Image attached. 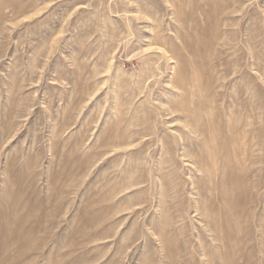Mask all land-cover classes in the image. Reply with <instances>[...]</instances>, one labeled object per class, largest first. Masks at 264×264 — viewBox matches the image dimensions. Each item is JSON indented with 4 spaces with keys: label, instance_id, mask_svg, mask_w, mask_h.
I'll use <instances>...</instances> for the list:
<instances>
[{
    "label": "rangeland",
    "instance_id": "rangeland-1",
    "mask_svg": "<svg viewBox=\"0 0 264 264\" xmlns=\"http://www.w3.org/2000/svg\"><path fill=\"white\" fill-rule=\"evenodd\" d=\"M0 264H264V0H0Z\"/></svg>",
    "mask_w": 264,
    "mask_h": 264
},
{
    "label": "bare ground",
    "instance_id": "bare-ground-1",
    "mask_svg": "<svg viewBox=\"0 0 264 264\" xmlns=\"http://www.w3.org/2000/svg\"><path fill=\"white\" fill-rule=\"evenodd\" d=\"M187 100V99H186ZM210 101V100H209ZM230 121V120H229ZM194 129V128H193ZM202 135V134H201ZM240 140V139H239ZM244 140V139H243ZM208 142V141H207ZM213 145V144H212ZM244 150V149H243ZM209 154V153H208ZM232 158V157H231ZM218 166V165H217ZM215 172V171H214ZM234 190V189H233ZM224 197V196H223ZM223 202V201H222ZM220 231V230H219ZM4 255V254H3ZM15 255V254H14ZM16 256V255H15ZM19 256V255H18ZM17 259V258H16Z\"/></svg>",
    "mask_w": 264,
    "mask_h": 264
}]
</instances>
